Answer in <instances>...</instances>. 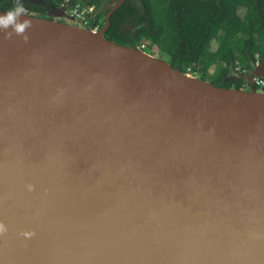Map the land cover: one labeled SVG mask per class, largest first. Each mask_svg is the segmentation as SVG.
Masks as SVG:
<instances>
[{
	"label": "water",
	"instance_id": "water-1",
	"mask_svg": "<svg viewBox=\"0 0 264 264\" xmlns=\"http://www.w3.org/2000/svg\"><path fill=\"white\" fill-rule=\"evenodd\" d=\"M108 2L0 30V264H264V58L220 86L107 39Z\"/></svg>",
	"mask_w": 264,
	"mask_h": 264
},
{
	"label": "trees",
	"instance_id": "trees-1",
	"mask_svg": "<svg viewBox=\"0 0 264 264\" xmlns=\"http://www.w3.org/2000/svg\"><path fill=\"white\" fill-rule=\"evenodd\" d=\"M44 1L53 6L65 2ZM85 1L95 5L91 20L102 26L99 0ZM19 2L31 11L44 10L40 4ZM16 3L0 0V9L10 11ZM127 24L131 29L123 30ZM104 36L125 46H156L171 66L203 79L214 64L212 83L240 88L244 79L235 78L231 70L249 69L256 54L264 58V0H124L111 13Z\"/></svg>",
	"mask_w": 264,
	"mask_h": 264
},
{
	"label": "built area",
	"instance_id": "built-area-1",
	"mask_svg": "<svg viewBox=\"0 0 264 264\" xmlns=\"http://www.w3.org/2000/svg\"><path fill=\"white\" fill-rule=\"evenodd\" d=\"M95 14V5L94 4H88V2L82 1V0H76L75 2L71 3L65 10H64V16L66 17H74L78 19L83 26L90 27L92 30H97L99 27V23H93L91 20V17L93 19V15ZM92 21V22H91ZM141 48H144V44L140 46ZM260 58L256 54L254 56L253 61L251 62V67H255L259 65ZM234 70L241 71V72H247V70L243 69L241 70L240 67L236 66L234 67ZM246 82H244L243 85H245ZM253 85L257 89L264 92V75L263 76H254L253 78Z\"/></svg>",
	"mask_w": 264,
	"mask_h": 264
},
{
	"label": "clouds",
	"instance_id": "clouds-1",
	"mask_svg": "<svg viewBox=\"0 0 264 264\" xmlns=\"http://www.w3.org/2000/svg\"><path fill=\"white\" fill-rule=\"evenodd\" d=\"M66 1L69 2V5L71 4V2L69 0H65V2ZM83 1H85V0H83ZM85 2H87V1H85ZM24 13H25L24 5L22 3H20L19 0H17V3L12 10L8 11L5 15L0 16V30L7 32L8 29H11V32H7V35L9 37H11L12 34H15V35H19V36H24V38L26 39L27 37H26L25 33H26V30L31 27V20H29V19H23L22 20L20 17ZM100 21L104 22L102 20V18ZM99 27H101V26H99ZM141 49L146 51L145 47L141 48ZM4 230H5L4 225L0 224V232H2Z\"/></svg>",
	"mask_w": 264,
	"mask_h": 264
},
{
	"label": "flooded vegetation",
	"instance_id": "flooded-vegetation-1",
	"mask_svg": "<svg viewBox=\"0 0 264 264\" xmlns=\"http://www.w3.org/2000/svg\"><path fill=\"white\" fill-rule=\"evenodd\" d=\"M21 2H23V1H21ZM99 2H100V6H99V10L98 11L103 14L102 19L104 21L105 13L108 11V9H109L110 6H109V3L107 2V0H99ZM40 5L44 8V10L41 11V12L40 11H35V10H32L31 11V10H28L27 8H25V10H27L29 12H32L35 15H38V16H41V17H47V18H52V16L55 15V14H57V12H58L56 10H52L51 6L53 7V5H50L49 3H47V6H44L43 4H40ZM38 12H40V13H38ZM36 13H38V14H36ZM60 19H62V18H60ZM157 57H161V55L158 53L157 54ZM240 73L237 72V70H231V74L233 76L237 77V79L238 78L243 79L244 78L242 76L243 73L241 71H240Z\"/></svg>",
	"mask_w": 264,
	"mask_h": 264
},
{
	"label": "rangeland",
	"instance_id": "rangeland-1",
	"mask_svg": "<svg viewBox=\"0 0 264 264\" xmlns=\"http://www.w3.org/2000/svg\"><path fill=\"white\" fill-rule=\"evenodd\" d=\"M108 1H109V0H107V2H108ZM108 3H109V2H108ZM66 18H67V17L64 16V17H62L61 20L66 21V20H67ZM250 23L252 24L253 21H251ZM218 25L221 26V27L226 26V24H225L224 22H219ZM240 41H242V40L240 39ZM143 44H144L145 50H146L149 54H152V55H154L155 57H157V54L159 53V54L161 55V57H158V58H162V59H164V60H167L166 57H165V55H164L163 53L161 54V53L158 51V49H157L156 46H148V45H146L147 43H143ZM141 45H142V44H141ZM141 45H139V46H141ZM214 68H215V65H214V64H210V65L208 66V68H207V74H206V79H205V80L211 82V80H210L209 78H210V76L212 75V72L214 71ZM233 70H234V69H233ZM242 73H244V72H242ZM189 74H192V75H195V76L199 75V74H193V73H189Z\"/></svg>",
	"mask_w": 264,
	"mask_h": 264
}]
</instances>
